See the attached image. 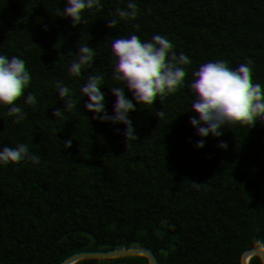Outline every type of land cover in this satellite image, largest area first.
<instances>
[{"label": "trees", "instance_id": "obj_1", "mask_svg": "<svg viewBox=\"0 0 264 264\" xmlns=\"http://www.w3.org/2000/svg\"><path fill=\"white\" fill-rule=\"evenodd\" d=\"M162 85L206 126L154 132ZM162 145L200 148L201 195L156 206L135 187ZM24 210L62 264H264V0H0V217Z\"/></svg>", "mask_w": 264, "mask_h": 264}, {"label": "clouds", "instance_id": "obj_2", "mask_svg": "<svg viewBox=\"0 0 264 264\" xmlns=\"http://www.w3.org/2000/svg\"><path fill=\"white\" fill-rule=\"evenodd\" d=\"M41 46L39 39H22L13 53L14 61L22 66L28 64ZM50 52L57 59L63 56V50L56 45L50 47ZM42 75L47 81L55 82L62 79L64 73L61 67L55 66L45 67ZM150 105L151 110L145 120L160 135L179 133L188 128L197 130L206 126L210 118L190 92L167 85L154 89ZM194 111L199 112L200 118H190ZM213 145L217 151L226 152L231 149L232 140L218 136ZM205 158L199 147H157L152 150L151 162L145 166L146 171L138 177L135 187L151 193L150 200L156 206L170 202L187 203L202 194L198 182L201 162ZM0 249L16 264H62L53 229L44 225L41 214L36 210L0 217Z\"/></svg>", "mask_w": 264, "mask_h": 264}]
</instances>
